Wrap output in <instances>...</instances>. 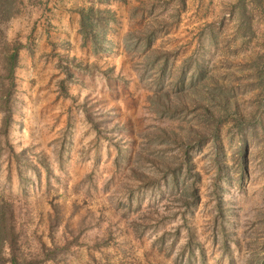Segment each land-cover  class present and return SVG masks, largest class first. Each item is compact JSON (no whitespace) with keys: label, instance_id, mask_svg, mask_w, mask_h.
<instances>
[{"label":"rangeland","instance_id":"1","mask_svg":"<svg viewBox=\"0 0 264 264\" xmlns=\"http://www.w3.org/2000/svg\"><path fill=\"white\" fill-rule=\"evenodd\" d=\"M123 3L90 58L37 40L41 0L7 24L22 48L7 128L0 49V205L18 258L264 264V0Z\"/></svg>","mask_w":264,"mask_h":264},{"label":"trees","instance_id":"2","mask_svg":"<svg viewBox=\"0 0 264 264\" xmlns=\"http://www.w3.org/2000/svg\"><path fill=\"white\" fill-rule=\"evenodd\" d=\"M22 0H0V49L3 53V60L6 63V71L11 81V87L2 95L4 107L3 127L7 128L11 120V111L9 102L12 87L14 85V70L17 68L19 50L22 45L19 42H9L6 37L7 24L17 15ZM79 14V34L83 39L91 42L94 53L110 51L111 43L106 40V28L113 21V14L109 10H99L92 6L78 10ZM147 45L151 43V37L147 38ZM67 78L71 74L66 71ZM1 99V98H0ZM190 172V167L187 166ZM178 174H171L173 183L176 184ZM192 196L196 191L192 189ZM15 215L10 204L2 203L0 205V264H31L18 257ZM48 258H51L48 255ZM33 263V262H32Z\"/></svg>","mask_w":264,"mask_h":264},{"label":"crops","instance_id":"3","mask_svg":"<svg viewBox=\"0 0 264 264\" xmlns=\"http://www.w3.org/2000/svg\"><path fill=\"white\" fill-rule=\"evenodd\" d=\"M126 1L128 3L129 0ZM123 2L124 0H41V4L38 5V8L33 9L37 10L35 14H33L35 17L34 19H38L36 23L37 31L35 32L37 34L36 38L39 42L43 41L45 38L58 41V50L60 54L65 53L78 59L90 58L92 55L91 42L88 39H83L79 34L78 10L80 8L92 6L99 10L115 11L117 22L119 21V25L122 28L124 23L127 22V14L123 12V4H125ZM41 7L52 8V12L49 15L43 14ZM38 9L41 11L40 16H37L40 14ZM45 21L46 24L50 23V31H48L46 35H44L45 32L43 30V22ZM121 32L122 29L119 35L118 31L113 35L109 32L110 34L108 33L107 35L108 38L113 41V52L121 48V38L123 34ZM19 41L21 43L25 42L21 38ZM63 44H65V46H63Z\"/></svg>","mask_w":264,"mask_h":264}]
</instances>
